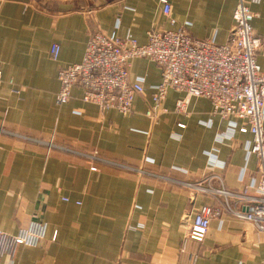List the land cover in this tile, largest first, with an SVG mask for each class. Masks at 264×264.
I'll return each instance as SVG.
<instances>
[{"label":"crops","instance_id":"obj_1","mask_svg":"<svg viewBox=\"0 0 264 264\" xmlns=\"http://www.w3.org/2000/svg\"><path fill=\"white\" fill-rule=\"evenodd\" d=\"M167 1L174 26L157 0L91 8L85 0H0V232L46 224L38 247H18L0 264H264V232L223 210V196L182 185L218 175L221 183L210 182L211 188L254 195L251 136H230L208 100L190 98L181 116L174 106L183 94L169 90L165 112L149 120L144 113L161 76L156 64L140 58L129 74L145 79V95L135 99L130 116L84 103L78 86L66 104L56 102L59 68L81 61L92 31L116 30L145 44L153 28L189 24L194 39L227 41L238 0ZM245 1L255 15L253 31L264 39V0ZM52 44L60 48L56 61ZM256 60L264 72L263 51ZM227 201L233 208L249 205ZM203 204L222 213L196 243L184 238L181 220Z\"/></svg>","mask_w":264,"mask_h":264},{"label":"built area","instance_id":"obj_2","mask_svg":"<svg viewBox=\"0 0 264 264\" xmlns=\"http://www.w3.org/2000/svg\"><path fill=\"white\" fill-rule=\"evenodd\" d=\"M157 1L168 24L174 26L176 22L170 16L169 2ZM254 18L250 4L238 0L232 15L233 24L224 44L192 38L187 31L189 24L175 30L153 28L147 32L145 44H139L131 35L120 38L116 30L109 33L92 31L81 61L59 68L56 102L66 104L73 87L78 86L83 91L84 103L94 105L102 112L115 111L130 116L134 112L135 99L145 95V79L130 78L131 62L140 58L150 60L159 67L161 81L151 94L150 105L144 113L146 118L154 122L158 120L165 112L161 108L162 102L167 92L172 90L183 94V98L175 103L174 113L186 116L189 99L203 98L211 105V115L227 123L230 136L235 132L250 134L251 142L246 151L256 157L257 178L251 181L248 190L254 195L247 192L237 195L211 188L210 182H220L218 175L182 185L195 194L223 196V210L264 232V72L256 60L258 52H264V39L257 37L253 31ZM59 52V46L52 44L49 50L52 60H58ZM239 122L242 124L239 125ZM178 127L183 129L185 125L179 123ZM85 157L99 160L95 155ZM91 169L95 170L94 167ZM229 198L244 200L249 205L233 208L227 201ZM221 213L222 208L206 204L194 212H186L181 220L184 238L202 243L210 222L219 218ZM45 234L44 223H31L14 235L0 232V260L3 256H11L18 247H38Z\"/></svg>","mask_w":264,"mask_h":264},{"label":"water","instance_id":"obj_3","mask_svg":"<svg viewBox=\"0 0 264 264\" xmlns=\"http://www.w3.org/2000/svg\"><path fill=\"white\" fill-rule=\"evenodd\" d=\"M112 0H85V6L88 8L95 7L100 4H106ZM77 7H81L80 3H78Z\"/></svg>","mask_w":264,"mask_h":264}]
</instances>
